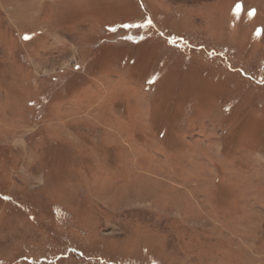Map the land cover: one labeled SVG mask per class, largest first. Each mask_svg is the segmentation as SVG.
Returning a JSON list of instances; mask_svg holds the SVG:
<instances>
[{
    "label": "rangeland",
    "instance_id": "374dc122",
    "mask_svg": "<svg viewBox=\"0 0 264 264\" xmlns=\"http://www.w3.org/2000/svg\"><path fill=\"white\" fill-rule=\"evenodd\" d=\"M0 264H264V0H0Z\"/></svg>",
    "mask_w": 264,
    "mask_h": 264
},
{
    "label": "snow or ice",
    "instance_id": "6c2138e0",
    "mask_svg": "<svg viewBox=\"0 0 264 264\" xmlns=\"http://www.w3.org/2000/svg\"><path fill=\"white\" fill-rule=\"evenodd\" d=\"M26 39L28 38V37H25Z\"/></svg>",
    "mask_w": 264,
    "mask_h": 264
}]
</instances>
